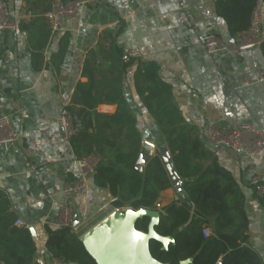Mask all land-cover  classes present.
Returning a JSON list of instances; mask_svg holds the SVG:
<instances>
[{
	"label": "crops",
	"instance_id": "obj_1",
	"mask_svg": "<svg viewBox=\"0 0 264 264\" xmlns=\"http://www.w3.org/2000/svg\"><path fill=\"white\" fill-rule=\"evenodd\" d=\"M4 1L12 26L0 29V117L8 116L22 135L13 145L0 143V189L21 222L16 225L32 233L38 263L62 264L48 251L47 228L61 227L67 208L70 227L80 237L115 210L110 191L96 185L94 174H82L80 157L59 125L64 108L89 109L92 104L96 112L112 115L122 98L136 116L142 151L153 157L167 150L168 157L162 129L137 91L139 61L160 66L183 116L235 176L245 196L251 245L264 263V195L250 184L248 172L250 163L264 167V154L245 160L228 148L211 147L206 137L209 124L217 121L264 127V81L256 77L264 69V54L261 46L240 55L206 50L201 38L207 33L228 42L239 37L230 35L217 1L90 0L77 19H64L58 31L34 0ZM132 48L140 54L130 57ZM128 56L133 62L126 67ZM79 177L87 192L66 196L64 185ZM178 197L173 185L157 204L163 209Z\"/></svg>",
	"mask_w": 264,
	"mask_h": 264
},
{
	"label": "trees",
	"instance_id": "obj_2",
	"mask_svg": "<svg viewBox=\"0 0 264 264\" xmlns=\"http://www.w3.org/2000/svg\"><path fill=\"white\" fill-rule=\"evenodd\" d=\"M55 0H34L35 7L51 10ZM68 1V0H61ZM217 13L227 24L232 37L249 30L259 0H216ZM264 54V43L261 45ZM124 66L133 62L124 58ZM135 84L142 102L162 129L173 174L183 180L180 197L160 212L156 231L174 237L167 250L152 240V255L168 264H264L251 245L245 196L233 173L223 166L216 150L208 147L198 129L188 123L174 99L173 86L161 76L155 62L139 61ZM115 114L106 115L89 109L66 108L77 126L71 145L81 158L98 156L94 179L98 187L110 191L115 209L156 208L161 193L174 185L173 176L158 151L138 169L143 135L137 119L124 99L118 100ZM11 202L0 189V264H39L37 246L30 230L16 225ZM150 219L137 222L148 230ZM210 226L213 234L205 237ZM47 248L62 264H97L72 227L47 228Z\"/></svg>",
	"mask_w": 264,
	"mask_h": 264
},
{
	"label": "built area",
	"instance_id": "obj_3",
	"mask_svg": "<svg viewBox=\"0 0 264 264\" xmlns=\"http://www.w3.org/2000/svg\"><path fill=\"white\" fill-rule=\"evenodd\" d=\"M90 0H55L51 10L45 12V18L53 31H58L64 19L75 20L85 5L89 4ZM12 26L9 20V9L4 0H0V29H6ZM201 41L206 50L212 54L220 53H235L240 55L244 50L261 46L264 43V0H259L255 6L252 15L251 26L245 33L239 34L237 42H228L214 33H207ZM140 54L138 48H132L128 55L136 57ZM128 56V57H129ZM257 81H264V69L257 71ZM248 80H244L247 84ZM23 117H28L26 110L22 111ZM59 125L64 130L66 136L71 138L77 132V126L74 124L72 116L68 110L64 108L61 111ZM8 130V136L2 137V132ZM22 135V128L13 129L11 127L10 118L8 116L0 117V143L15 144ZM207 142L213 148H228L240 155L245 160H253L259 155L264 154V127H258L252 122L244 121L240 124L233 125L227 122H213L209 124L207 132ZM98 156L95 154L88 155L79 160V167L83 175L94 174L98 164ZM250 173V184L256 189V192L264 195V167L258 168L254 163L248 166ZM62 192L66 196H81L87 192V185L83 177H79L72 181H68ZM159 210L162 209L160 204H157ZM65 220L61 223L62 226H71V209L67 208ZM21 223L20 220L17 224ZM205 237L213 234L210 226H206L203 230ZM216 264H222L219 259Z\"/></svg>",
	"mask_w": 264,
	"mask_h": 264
},
{
	"label": "water",
	"instance_id": "obj_4",
	"mask_svg": "<svg viewBox=\"0 0 264 264\" xmlns=\"http://www.w3.org/2000/svg\"><path fill=\"white\" fill-rule=\"evenodd\" d=\"M165 153L162 157L172 171L175 188L184 198L183 180L173 174L174 169ZM151 157L142 151L138 159V169L142 170ZM160 216V210L153 208L115 209L83 234L80 240L97 264H168L156 259L150 249L152 240L162 243L164 250L175 241L174 237L163 236L156 231ZM145 217L150 219L147 231L137 228V222ZM191 261L187 259L179 264H189Z\"/></svg>",
	"mask_w": 264,
	"mask_h": 264
}]
</instances>
